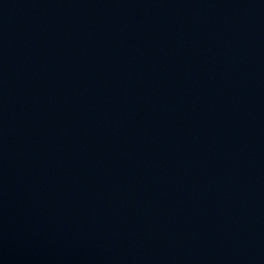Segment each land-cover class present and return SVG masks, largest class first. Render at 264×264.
<instances>
[{
  "label": "water",
  "instance_id": "1",
  "mask_svg": "<svg viewBox=\"0 0 264 264\" xmlns=\"http://www.w3.org/2000/svg\"><path fill=\"white\" fill-rule=\"evenodd\" d=\"M0 264H264V0H0Z\"/></svg>",
  "mask_w": 264,
  "mask_h": 264
}]
</instances>
